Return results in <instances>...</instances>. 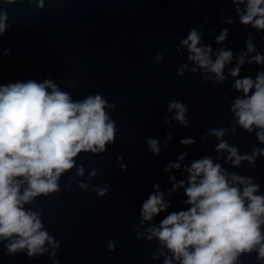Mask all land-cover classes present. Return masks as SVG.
Listing matches in <instances>:
<instances>
[{"label":"clouds","instance_id":"1","mask_svg":"<svg viewBox=\"0 0 264 264\" xmlns=\"http://www.w3.org/2000/svg\"><path fill=\"white\" fill-rule=\"evenodd\" d=\"M17 2L2 0L6 5ZM27 3L40 10L45 6V0ZM230 4L234 16H226L223 7L217 10L226 25L218 33L214 26L205 27L210 19L205 17L202 25L188 29L175 48L178 56L186 54V62L176 69L178 77L191 73L198 74L203 84L228 83L229 92L236 95L228 106L230 126L209 128L200 135L201 141L215 138V156L204 154L186 162L188 148L197 141L195 137L179 139L184 150L161 169L170 186L153 183L139 205L138 220L129 226L135 239L156 245L149 256L159 264H240L238 257L253 251L264 261V193L254 176L229 170L246 163L255 171L257 159L264 158V0H230ZM237 23L250 31L243 48L234 52L229 47V26ZM10 26L7 10L0 8V38ZM206 34L213 37L210 42L203 39ZM9 51L3 48L0 55L7 56ZM162 60L158 52L153 63ZM246 65L256 66L254 74L249 70L241 75ZM65 83L76 87L75 80ZM115 110V102L100 93L73 99L51 76L0 82V245L4 255L23 254L31 260L47 254L52 264H60L55 254L61 242L46 229L41 211L31 205L37 198L58 193L61 177L70 173L65 188L74 181L81 191L99 198L108 194L107 183L84 182L97 176V168L93 166L85 176L84 165L77 161L81 155L99 156L115 143ZM166 113L160 121L168 129L165 135L144 138L153 156L168 147L174 125L187 128L190 123L182 100L166 101ZM237 129L254 133L260 147L253 145L250 152L241 153L229 144L226 133L235 135ZM115 162L120 171L126 170L123 156L116 155ZM179 190L182 206L170 210ZM115 246L112 239L105 243L109 252Z\"/></svg>","mask_w":264,"mask_h":264},{"label":"water","instance_id":"2","mask_svg":"<svg viewBox=\"0 0 264 264\" xmlns=\"http://www.w3.org/2000/svg\"><path fill=\"white\" fill-rule=\"evenodd\" d=\"M221 7L226 16L235 15L230 0H45L42 10L27 0L14 5L0 0L11 25L0 38V51L10 49L7 56L0 55V82L51 76L73 99L100 93L116 104L115 143L99 156L81 155L77 161L84 165L85 176L93 166L97 168V176L84 182L107 183L108 194L99 198L81 191L74 181L65 188L70 173L61 177L58 193L37 198L31 205L41 211L46 229L61 242L55 254L60 264H159L149 256L156 245L135 239L129 226L138 220L139 205L153 183L170 186L161 169L184 150L179 139L197 141L188 148L186 162L204 154L214 157L215 138L201 141L200 135L209 128L230 126L228 106L236 93L229 92L228 83L213 86L201 83L198 74L176 75L186 62V54L175 52L179 39L189 28L202 25L205 17L210 18L205 27L214 26L218 33L226 26L217 12ZM249 31L238 23L229 26V47L234 52L243 48ZM203 39L210 42L213 37L206 34ZM256 43L259 49L260 42ZM158 52L163 60L154 64ZM249 70L254 74L256 66L246 65L241 75ZM67 80H75L76 87L68 88ZM173 98L187 104L189 126L174 125L168 147L153 156L144 138H162L168 131L160 121L167 114L166 101ZM224 138L241 153L250 152L253 145L260 147L254 133L239 129ZM116 155L127 163L123 172ZM256 164L255 171L246 163L229 170L254 176L264 193V158ZM181 198L179 190L170 210L182 206ZM108 239L116 244L111 252L105 247ZM238 259L240 264H264L255 251ZM0 264H52V260L47 254L31 260L23 254L6 256L0 245Z\"/></svg>","mask_w":264,"mask_h":264}]
</instances>
